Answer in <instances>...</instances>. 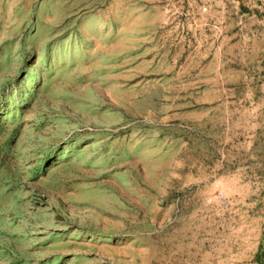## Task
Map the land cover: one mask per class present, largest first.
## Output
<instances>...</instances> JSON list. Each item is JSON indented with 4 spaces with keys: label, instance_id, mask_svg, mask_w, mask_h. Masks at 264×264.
<instances>
[{
    "label": "rangeland",
    "instance_id": "1",
    "mask_svg": "<svg viewBox=\"0 0 264 264\" xmlns=\"http://www.w3.org/2000/svg\"><path fill=\"white\" fill-rule=\"evenodd\" d=\"M257 254L264 0H0V264Z\"/></svg>",
    "mask_w": 264,
    "mask_h": 264
},
{
    "label": "crops",
    "instance_id": "2",
    "mask_svg": "<svg viewBox=\"0 0 264 264\" xmlns=\"http://www.w3.org/2000/svg\"><path fill=\"white\" fill-rule=\"evenodd\" d=\"M150 140H152V138H150ZM150 145L152 147V146H154L156 144H155L154 141H152V144L150 142ZM192 183H194V182H191V180H189V179H186L184 181L175 180L174 182H171V183L167 184L166 187H169L171 189H179V191L181 192V190H183L185 187H187V185H191ZM218 184H220V181H218ZM223 190H225V188L224 189L220 188V191H223ZM168 191H169L168 188H163V193L164 194H166ZM190 230H192V227L191 226L188 227V231H190ZM258 248H260V246ZM255 256H256V260L255 261L257 262V264H264V263L261 262L260 257L258 256V254L255 255Z\"/></svg>",
    "mask_w": 264,
    "mask_h": 264
}]
</instances>
